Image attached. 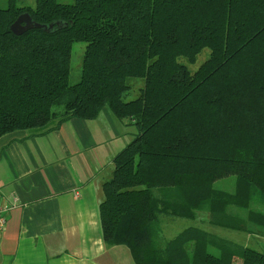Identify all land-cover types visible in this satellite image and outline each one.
Masks as SVG:
<instances>
[{
  "label": "trees",
  "instance_id": "trees-1",
  "mask_svg": "<svg viewBox=\"0 0 264 264\" xmlns=\"http://www.w3.org/2000/svg\"><path fill=\"white\" fill-rule=\"evenodd\" d=\"M6 2L0 137L104 107L135 128L102 184L105 245L127 247L135 264H264L263 252L208 230L264 236V0ZM23 14L41 27L15 35ZM74 42L86 48L71 84ZM129 79L141 87L124 101ZM162 217L199 224L167 239Z\"/></svg>",
  "mask_w": 264,
  "mask_h": 264
},
{
  "label": "crops",
  "instance_id": "crops-1",
  "mask_svg": "<svg viewBox=\"0 0 264 264\" xmlns=\"http://www.w3.org/2000/svg\"><path fill=\"white\" fill-rule=\"evenodd\" d=\"M133 132L104 107L93 120L0 137V264H135L127 247L105 245L98 211ZM258 233L237 244L264 245Z\"/></svg>",
  "mask_w": 264,
  "mask_h": 264
},
{
  "label": "rangeland",
  "instance_id": "rangeland-1",
  "mask_svg": "<svg viewBox=\"0 0 264 264\" xmlns=\"http://www.w3.org/2000/svg\"><path fill=\"white\" fill-rule=\"evenodd\" d=\"M60 3H72L73 0H58ZM33 3V4H32ZM21 4H32L31 6L35 5V0H19L18 5ZM7 6L6 0H0V8H5ZM23 26V24H22ZM86 48V43L84 42H74L72 44V53H71V61H70V75H69V82L74 84L79 81L81 75V68H82V59L84 55V51ZM210 51L208 49H204L201 51L194 62V64H187L189 71L193 72L198 67L209 58ZM180 62L183 59H178ZM127 82L130 84L131 88L129 91L123 96L124 101H130L138 97L140 85H134L136 83L141 84V80L138 79H129ZM134 85V86H133ZM140 86V87H139ZM134 87V88H133ZM132 129L135 128L132 126ZM222 182H218L216 187L220 188ZM162 220V234L165 238H173L176 234L181 232L183 229L188 227H197L199 222L194 220H184V219H166V217ZM209 232L219 236L221 238H225L227 240H231L235 243H241L243 239L247 238L246 234L243 233H226L225 229L222 228H208ZM253 249L263 252L264 253V245H258V247H253Z\"/></svg>",
  "mask_w": 264,
  "mask_h": 264
},
{
  "label": "water",
  "instance_id": "water-1",
  "mask_svg": "<svg viewBox=\"0 0 264 264\" xmlns=\"http://www.w3.org/2000/svg\"><path fill=\"white\" fill-rule=\"evenodd\" d=\"M23 24V26H22ZM33 26L41 27L38 24H33L32 20L27 14L20 15L17 20L10 26V30L15 35H21L27 30L31 29Z\"/></svg>",
  "mask_w": 264,
  "mask_h": 264
},
{
  "label": "built area",
  "instance_id": "built-area-1",
  "mask_svg": "<svg viewBox=\"0 0 264 264\" xmlns=\"http://www.w3.org/2000/svg\"><path fill=\"white\" fill-rule=\"evenodd\" d=\"M5 221H6V218L3 214L2 209L0 208V230L3 229V227L5 226V224H6Z\"/></svg>",
  "mask_w": 264,
  "mask_h": 264
}]
</instances>
